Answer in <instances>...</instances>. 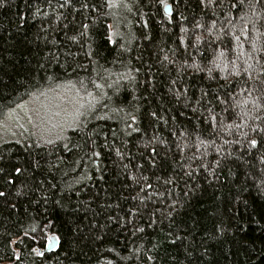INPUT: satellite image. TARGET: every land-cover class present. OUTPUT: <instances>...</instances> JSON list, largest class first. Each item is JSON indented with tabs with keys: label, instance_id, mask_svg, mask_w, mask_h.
Returning a JSON list of instances; mask_svg holds the SVG:
<instances>
[{
	"label": "trees",
	"instance_id": "1",
	"mask_svg": "<svg viewBox=\"0 0 264 264\" xmlns=\"http://www.w3.org/2000/svg\"><path fill=\"white\" fill-rule=\"evenodd\" d=\"M166 2L171 14L157 0H0V123L65 84L92 101L63 137L0 135V264H264V140L247 143V77L228 63L264 44V19L254 0Z\"/></svg>",
	"mask_w": 264,
	"mask_h": 264
},
{
	"label": "snow or ice",
	"instance_id": "2",
	"mask_svg": "<svg viewBox=\"0 0 264 264\" xmlns=\"http://www.w3.org/2000/svg\"><path fill=\"white\" fill-rule=\"evenodd\" d=\"M71 0H66V3H70ZM157 2L162 5L163 10L165 12V14H168L170 12L171 9V5L169 3L166 2V0H157ZM176 2L178 3L179 0H176ZM241 3H243V0H240ZM200 3L202 5H204L205 7L208 6H214L216 3V0H200ZM262 4V0H254V3H250V7L252 8V15L254 17H257L258 19H264V15L258 14L255 10L257 5H261ZM107 6L108 7H119V3L118 0H107ZM125 7H127V5H124ZM233 7H235V5H232ZM61 7H64V5H61ZM84 7H87V5H84ZM170 20V17H169ZM253 28L256 27V21H251ZM147 26V22L145 21V27ZM84 28H87L88 26L85 24L83 25ZM197 28H203V25L197 24L196 25ZM213 29H215V21H213L212 23V27L207 28L206 31L209 34V36H211ZM181 31H185V29H181ZM221 33L224 32V29L221 28L219 30ZM248 31V25L245 24L243 30H242V34L244 35L245 39H249L248 36L246 35ZM233 35V39H235L238 43H237V47H242V45L239 43L241 40V37L239 35H235V33L232 34ZM71 39L75 40L76 37L73 36L71 37ZM109 41L112 40L111 36H109ZM194 43L191 45V47L193 48H197L198 45L204 43L202 34H198L194 36ZM114 42V41H113ZM181 43H184L183 39L181 38ZM209 43H211V41H209ZM250 43V48L251 51L248 53L247 58L243 61V64L245 65V67L241 68L240 65H238L236 63V60H239L242 56L245 55V53L243 51H240L239 53H237L236 55V60H230L228 63L232 64V75H236V76H240V75H245L247 77V80L245 81V87L241 89L242 92H246L247 93V99H245L243 101L244 105H248L251 104V108L248 109L247 111H243L242 113H238V115H241L242 117H245V126H247V128L249 129L250 133H253L254 135L252 136V138L247 139V143L251 148H256L258 147V145L261 143L262 140H264V100H262V98H264V63H261V60H264V44H260L259 46L257 45V42L255 40H249ZM185 51H187V46L185 47ZM225 56V52L221 51L219 53V56L217 57V59L224 57ZM165 60L168 59L167 56L164 57ZM250 60H254L255 64L253 63H249ZM213 65L216 68H220V65L216 63V60L212 61ZM184 67H190L196 70H203L201 69V66L197 63H195V61L193 60L192 64H188L187 60L184 61V63L181 65V68ZM225 69L227 68V64H225ZM209 75H211L212 69L209 68L207 69ZM255 73V76H254ZM224 79H228L227 76L224 77ZM250 80H255L258 82V85H253L251 88H249L247 86V82ZM173 84L176 83V81H172ZM97 88H102L103 85L100 84H96L95 85ZM253 93H257V95H253ZM177 96L180 95V92L177 91L175 93ZM91 95V94H89ZM204 95L206 96L207 93H204ZM232 99L234 100L235 97H232ZM221 103H224V101H221ZM236 107H239V103H237L235 105ZM19 107H23L22 105H20ZM195 110V109H193ZM209 112H211V109L208 110ZM224 111H227V109H224ZM13 113H9V116H12ZM153 116H155V113L152 114ZM103 119V117H101ZM29 122H31V117H28ZM209 119L215 124L216 123V116L215 115H210ZM132 121L136 120L135 116L131 117ZM77 123V118L73 119V124ZM217 127L222 128L223 131H228L230 132L231 129L233 127H235L236 129H240L242 127L241 124H223L222 122L216 125ZM0 127H4L3 123H0ZM19 127L23 128V125H19ZM129 127H131V125H129ZM14 134V133H13ZM243 135L247 138L249 133L245 132L243 133ZM259 137V139L257 138ZM106 139V137H105ZM156 137H152L145 145L144 147L149 149L150 152L155 155L156 154V148L155 147H151V145L153 144V142L155 141ZM50 142V141H49ZM161 143H163L161 141ZM201 144H204L205 141L201 140L200 141ZM65 147H67V145H65ZM95 156H99L100 153L99 152H94L93 153ZM119 154V153H118ZM217 165L219 164V161L216 162ZM201 167H207L205 164H201ZM16 172L19 173L20 169L17 168ZM190 174V173H189ZM147 187H151V185H147ZM5 193L4 192H0V196H4ZM142 230V229H141ZM33 232L36 231L35 228L32 229ZM25 236L28 235V233L26 232L24 234ZM33 240H37V238L35 236L32 237ZM40 239H44L46 241V246L47 247H51L53 244L58 243V238L56 237H47L45 235H41ZM15 242V241H14ZM21 243L23 242L22 240L20 241ZM38 242V241H37ZM34 252H36L37 255L43 256V252L39 251L38 249H33ZM17 259H19V256L16 257Z\"/></svg>",
	"mask_w": 264,
	"mask_h": 264
},
{
	"label": "rangeland",
	"instance_id": "3",
	"mask_svg": "<svg viewBox=\"0 0 264 264\" xmlns=\"http://www.w3.org/2000/svg\"><path fill=\"white\" fill-rule=\"evenodd\" d=\"M62 87H69L72 91H64L56 96L52 94L45 95L46 97H44L43 101L30 99L22 105L23 107L14 109L11 112L13 113L12 116L7 115L6 120L1 122L4 127H0V135H4L3 139L9 140L31 124L35 131L43 130V134L53 130L52 136L49 137L50 139L63 137L64 130L76 127L77 124H73V119L78 118L81 111L89 107L92 101L90 97H87L88 95L78 89L73 90L68 84L60 88ZM28 117L32 118L31 122H29ZM21 124L23 128L19 127ZM2 141L4 140L0 139V142Z\"/></svg>",
	"mask_w": 264,
	"mask_h": 264
},
{
	"label": "water",
	"instance_id": "4",
	"mask_svg": "<svg viewBox=\"0 0 264 264\" xmlns=\"http://www.w3.org/2000/svg\"><path fill=\"white\" fill-rule=\"evenodd\" d=\"M168 14H171V9H170V12ZM51 237H56V236H51ZM56 238H58V237H56ZM58 241H59V239H58ZM58 247H59V242L53 244L51 247L46 246L45 252L46 253H53L58 249Z\"/></svg>",
	"mask_w": 264,
	"mask_h": 264
}]
</instances>
